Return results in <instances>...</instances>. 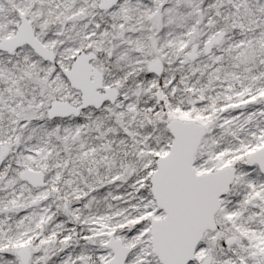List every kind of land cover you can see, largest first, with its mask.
Returning a JSON list of instances; mask_svg holds the SVG:
<instances>
[{
	"label": "snow or ice",
	"instance_id": "6c2138e0",
	"mask_svg": "<svg viewBox=\"0 0 264 264\" xmlns=\"http://www.w3.org/2000/svg\"><path fill=\"white\" fill-rule=\"evenodd\" d=\"M0 264H264V0H0Z\"/></svg>",
	"mask_w": 264,
	"mask_h": 264
}]
</instances>
